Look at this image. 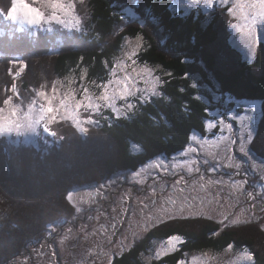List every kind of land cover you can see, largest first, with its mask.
Masks as SVG:
<instances>
[{
  "label": "trees",
  "instance_id": "1",
  "mask_svg": "<svg viewBox=\"0 0 264 264\" xmlns=\"http://www.w3.org/2000/svg\"><path fill=\"white\" fill-rule=\"evenodd\" d=\"M116 1L85 0L82 31L62 29L61 40L49 31L12 28L11 22L0 18V102L11 94L5 92L13 82L9 68L16 71L9 60L22 59L27 65L16 78L20 97L29 83L36 87L70 72L80 77L84 69V81L99 83L107 76L105 62L111 65L123 39L137 35L143 37L140 59L163 72L160 95L147 104L137 102L136 109L119 119L104 109L96 127L86 133L63 122L52 126L63 139L48 137V144L40 140L38 146L25 145L0 138V264L45 237L50 226L72 216V204L66 199L72 187L133 170L157 155L169 156L183 149L191 134L203 135L213 102L208 88L221 98L259 104V132L251 147L256 155L264 156V48L252 60H245L216 25L221 13L205 18L197 13L176 15L169 0H123L144 13L152 29L124 25ZM9 5L10 0H0V9ZM219 227L207 219L158 225L121 255L113 256V264H175L181 251L150 263L142 257L150 237L173 234L184 238L182 251H220L232 244L252 252L255 264H264V230L253 224Z\"/></svg>",
  "mask_w": 264,
  "mask_h": 264
},
{
  "label": "snow or ice",
  "instance_id": "2",
  "mask_svg": "<svg viewBox=\"0 0 264 264\" xmlns=\"http://www.w3.org/2000/svg\"><path fill=\"white\" fill-rule=\"evenodd\" d=\"M189 3L202 4L205 11L211 9L216 3L227 6V15L232 18L229 27L237 34V40L234 43L244 51L248 60L255 57L258 44L264 45V37L260 35L264 32V0H189ZM128 15L133 19L136 18L135 13L132 11H129ZM0 18L14 24H26L47 31H51L53 25H59L69 31L75 30L78 33L83 29L81 17L77 15L75 10L74 0H32V2H29V0H10V5L6 10L0 9ZM142 42L143 37L137 35L135 44L129 42L121 55L114 58L109 72V79L102 80L99 83L95 80L92 81L95 88L99 90L98 94L90 91L89 87L83 83H81L79 89L74 88L72 85L75 80L72 78H67L66 87L60 81L53 80L50 90H45L44 84L33 89L35 94L26 105L22 101L20 103L14 102V97L20 99L16 78L27 67L26 62L22 59L10 60L9 63L16 67V71L13 72L12 68H9V75L12 76L13 82L10 89H5V92L10 91L11 94L5 95L2 102H0V138L5 135L9 137L15 135L16 137H23L25 145L38 146L40 140L48 144V137L63 139L52 128L59 121H71L72 126L78 132L86 133L88 131L86 125L97 124L98 121L93 119V115L100 114L102 109L110 110L119 119L137 108V103L132 102L130 98H137L140 104L149 103L151 97L160 95L157 88L163 84V81L159 76L153 74V69L147 63L141 65L138 61L137 57ZM107 67V62H105V68ZM157 67L159 66L157 65ZM86 71L87 69L81 71V81L84 80ZM167 75H171V73H167ZM141 84L144 87H140ZM229 102H232L231 96L225 100V103ZM257 111L255 103L245 105L244 111L240 113L228 111L229 118L235 121L238 126V132L234 131L232 123L223 118L224 113L217 111L213 115L220 117L218 121L220 134L218 136L212 139L207 137L201 139L193 134L190 136V140L199 144V148L189 145L182 151L173 153L171 162L161 154L131 173L132 180L138 184H144L148 175L156 177L158 172L175 173L177 170H183L190 175L196 174L199 176L198 180L193 181L192 192H189V184L185 176L181 175L172 184L169 195L160 197L159 200L153 199L149 203L138 200L144 220L142 225H136L139 231L133 232V239L137 238L140 231H146L157 224L191 216H206L211 220L218 215L220 219L217 222L224 226L228 224H246L258 219L252 209L256 207L255 200L259 197L262 210H264V184L259 185V193L255 190L257 187L255 184L251 185L253 190L248 191L246 189V185L249 184L248 176L250 172L252 174L259 172L261 180H264V156L257 161V156L251 147L256 134L259 132V123L256 119ZM82 113L88 115H82ZM215 127H217L216 120L205 121L206 130ZM225 132L227 134H224ZM237 135L239 136L238 148L237 139L235 138ZM205 145L222 148L224 160L227 161V165L221 163L208 168L209 173H216L220 167L227 166L235 168V175H242L244 178L232 179L229 177L228 180L223 178L212 179L210 176L206 178L199 167L201 163L199 153ZM235 150L242 154L243 159L234 155ZM206 155H213V159H219V152L215 154L207 153ZM204 162L206 163L207 160ZM244 165H247V167H244ZM149 170L155 171L149 172ZM225 184L229 185L235 193L234 196L230 197L227 205L222 202L220 192H217L211 200H208L206 195L192 194L197 189L207 193L211 187ZM155 193L156 189L153 186V197ZM241 196H246L247 200H251L253 203L248 208L242 209L246 214L244 219L239 216L232 218L229 216L227 208L235 207ZM66 199L69 203L75 205L72 191L67 193ZM122 199H126V197ZM210 205L216 206L214 213L210 211ZM76 210L77 212L80 211L78 207ZM123 211H127V209H122ZM122 220L123 216H121ZM115 227L114 224L113 228ZM129 227H132L131 221ZM261 228H264V224H261ZM183 239L179 234L167 236L156 249L155 257L160 258L168 253L175 252L178 246L183 243ZM125 247H131V245L121 241L119 251L113 253L112 256L121 255ZM227 247L231 249L233 245L229 244ZM243 255L244 259L255 264L252 252L246 251ZM15 264H18V262L15 261ZM107 264H113L111 256H109ZM177 264H197V258L193 257L191 262L180 259Z\"/></svg>",
  "mask_w": 264,
  "mask_h": 264
},
{
  "label": "rangeland",
  "instance_id": "3",
  "mask_svg": "<svg viewBox=\"0 0 264 264\" xmlns=\"http://www.w3.org/2000/svg\"><path fill=\"white\" fill-rule=\"evenodd\" d=\"M177 1L181 6V9L183 6L192 7L194 5V4H190L189 0H177ZM29 2H32V0H29ZM74 4L77 15L81 17V20L84 19L83 14L86 13V8H87L85 5V0H74ZM115 5L118 9V13L124 25H128V24L133 25L134 23L152 29L151 28L152 23L151 22L148 23L146 18H144L145 14L142 13L141 15V13H138L134 9V7H132L126 1L118 0L115 2ZM226 7L227 6H222V8L225 10H221L222 12L220 14V18L216 25H218V27H220V29L223 30V34H226L227 42L229 43V45L233 49L239 51V54L245 60L250 61L247 59L244 51L237 44L234 43L237 40V34L234 32V30H232L229 27V22L231 21L232 18L227 15ZM202 8L204 15L207 16L210 13V9L205 11L203 5ZM202 8L200 9V11L202 10ZM171 10L174 14L180 12L177 11V9L174 6H171ZM186 10L187 9L183 10V12H185ZM129 11L135 13L136 16L135 19H133L131 16L128 15ZM180 14L182 13H179V15ZM11 24H13L11 25L12 28H16L17 25L19 29H30L31 30L30 32L32 33H36L38 31H47V30L36 29L26 24H14L12 22ZM62 29L63 28L59 25H53L52 30L49 32L55 33V35H58L57 38L61 40L59 32ZM63 30L69 33L74 31V30L69 31L66 29ZM158 35L160 36V34ZM260 35L264 37V32H262ZM135 37H127L123 39V42L121 43V46L119 47L118 51H116V53L113 54L111 57L112 63L111 65L108 66L107 76L104 81L109 79V72L114 62V58L119 57L121 55L122 51L125 50L129 42L134 45ZM160 37L162 38V36ZM261 48H264V45L261 46L260 44H258L257 51ZM140 51L138 53L137 58L140 64L143 65L144 63H146V61L140 59ZM147 65L153 69V74L155 76H159L160 79L162 80L163 72H161L159 68L156 66H150L148 63ZM67 78H72L75 80V83L72 86L76 89H79L81 83H83L85 84V86L89 87L90 91H92L93 93L96 94L99 93V90L95 88L92 82H86L84 80L81 81L80 77H75L73 74H71V72L70 74L64 77H59L57 79L55 78L52 79L51 81H49L48 78L47 79L48 82H43L42 84L45 85V90H50L52 81L57 80L60 81L61 84H63L66 87ZM193 81L195 82L196 78L193 77ZM40 85L34 87L32 86L31 83L27 84L28 90L24 93L23 97H20V99L16 100L15 102L20 103L22 101L23 104L26 105L31 100L32 96H34L35 94L33 89L39 88ZM27 87H25V89ZM140 87H144V85L141 84ZM17 88L18 91H21V88L18 86V84H17ZM205 90H207V87H205ZM157 91L158 93H160V86H158ZM208 93L213 102L210 103V105H212V109L208 110L210 118L207 120L210 119L216 120L217 127L211 130L204 129L203 135H201L198 132L193 133L197 135L199 138L203 139L207 137L209 139H212L220 134L219 124H218L220 117L213 115V113L217 111L224 113L223 118L226 121L232 123L234 126V131L238 132V126L236 125L235 121L229 118L227 114L228 111H235L237 113H240L244 111L245 105L249 103H255L258 109L256 113V119L258 121L260 115V106L257 102L249 101V100H235L232 98V102L225 103V100L227 99L228 96L226 97L223 96V98H221V95L212 88L210 89L208 88ZM130 99L134 103L138 102L137 98H130ZM118 103H122V102H118ZM237 105H239V107H237ZM103 110L104 109L101 110V113ZM100 114L93 115V119L98 121L97 118L100 116ZM82 115H88V114L82 113ZM63 122L69 123L72 126L71 121H59L58 123L63 124ZM86 127H88V130H90L96 127V124L86 125ZM224 134L227 133L225 132ZM5 136L8 139H11L15 143L19 141L23 142V137H16L15 135H13V138H11L7 135ZM235 138L237 139V148H238L239 136L237 135ZM189 145L197 148L200 147L199 144H197L194 141H191L190 139L184 148H186ZM183 149H181L180 151H182ZM217 152H219V159H213V155H206L207 153L215 154ZM172 155L173 154L165 157H167L171 162ZM234 155H236L240 159H243L242 154H240L238 150L234 151ZM256 156H257V161H259L261 157L258 155ZM155 157L151 159H154ZM199 157L201 160L199 167L201 169V173L204 174L206 178L209 176L212 179L223 178L225 180H228L229 177H231L232 179L244 178L242 175H235V168H231L227 166L220 167L216 173H209L207 171L208 168L215 167L217 164L223 163L224 165H227V161L224 160V152L222 148H217L216 146H212V145H205L204 148L199 153ZM205 160H207L206 163L204 162ZM148 161L144 163H147ZM141 165H139L137 168L133 170L115 172L113 173V175H110L109 177H106L97 183L72 187L69 190L74 193V199H75V205L72 204L73 207L72 216L58 225H52L51 228L48 230V233L45 234V237H43L39 241L28 243L24 251L22 250V252L19 255L10 258L9 260H7V262H4L3 264H15V261L18 262V264H107L109 256L113 258L112 254L119 251V246L121 241H123L125 244H130V245L138 242L141 238H143L147 234L148 230L153 229L158 225H161V224H157L154 227L148 228L146 231H140L137 238L133 239V232L139 231V229L136 228V225L137 224L142 225L144 220V215L140 211L141 205L138 204V200H143L145 201V203H149L153 199L159 200L160 197L169 195L172 184L175 182V180L179 179L181 175L185 176L189 184V192H192L193 181L199 179V176L196 174L190 175L186 171L177 170L175 173L158 172L156 177L148 175V178L145 180L144 184H138L132 180L131 173L133 171H137ZM244 167H247V165H244ZM152 171L155 170H149V172ZM248 181L249 184L246 185V189L248 191L253 190L251 185L255 184L257 185L255 190L257 191V193H259L260 191L259 185L264 184V180H261V176L259 172H256L255 174H252L250 172L248 176ZM153 186L156 189V193L154 197L152 196ZM217 192H220L222 197V202L225 205L229 203L230 197L235 195V193H233L232 189L227 184L223 186L211 187L210 190L207 191V193L201 192L199 189H197L196 192H193L192 194L195 195L199 193L202 196L206 195L208 200H211V198L214 195H216ZM125 197L126 199H122ZM252 203L253 201L247 200L246 196H241L239 198V203H236L235 207L227 208L229 216H231L232 218H236L237 216H239L241 219H244L246 214L242 211V209L248 208V206ZM255 204L256 207L252 209V212H254L255 216L258 217V219H255L250 223L237 224V225L228 224L227 226H224L217 222L220 219L218 215L215 216L213 219H211V221L218 223L220 225L219 228L222 229L235 227L239 225L244 226V225L253 224L256 225L259 229L264 230V228H261V224H264V210H262L259 197L255 200ZM77 207L80 209L79 212H77L76 210ZM122 209H127V211L122 212ZM215 209H216L215 205H210L211 212L214 213ZM133 213H135V215H133ZM121 216H123L122 221H121ZM193 219L210 220L206 216H191L187 218H181L178 220H193ZM130 221L132 222L131 228L129 227ZM167 222H172V221H165L163 224ZM114 224L116 225L115 228H113ZM166 238L167 237L165 238L150 237L149 241H145L146 253H144L142 257L146 263H150L151 261L159 260L161 258V257L156 258L154 253L156 249L160 246L161 242ZM227 246L220 251H213L208 249L204 251L186 252L181 250L182 245L180 244L175 252L181 251L182 253L181 257L178 258L177 261L180 259H185L186 261L191 262L192 258L196 257L197 264H252V262H249L246 259H244L243 254L248 250L243 248H236L234 246L231 249H229ZM127 248L128 247H125L124 250H126ZM177 261L175 264H177Z\"/></svg>",
  "mask_w": 264,
  "mask_h": 264
},
{
  "label": "flooded vegetation",
  "instance_id": "4",
  "mask_svg": "<svg viewBox=\"0 0 264 264\" xmlns=\"http://www.w3.org/2000/svg\"><path fill=\"white\" fill-rule=\"evenodd\" d=\"M169 4H170V9H171V6H174L177 11H180L178 13H176V15L179 13H182L180 14L181 16H187L189 15L190 13H197L198 15H202V17H204V12H203V8H202V4L201 5H193L192 7H187V6H183L182 9H181V6L179 5L178 1L177 0H169ZM202 8V10L200 11V9ZM187 9L185 12H183V10ZM221 10H225L222 8L221 5H219L218 3H216L211 9H210V13L205 16V17H208L209 15L213 16L214 14H220ZM204 17V18H205Z\"/></svg>",
  "mask_w": 264,
  "mask_h": 264
},
{
  "label": "bare ground",
  "instance_id": "5",
  "mask_svg": "<svg viewBox=\"0 0 264 264\" xmlns=\"http://www.w3.org/2000/svg\"><path fill=\"white\" fill-rule=\"evenodd\" d=\"M40 191V190H39Z\"/></svg>",
  "mask_w": 264,
  "mask_h": 264
}]
</instances>
